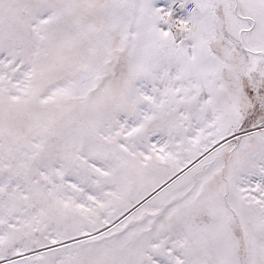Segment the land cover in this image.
<instances>
[{
	"label": "rangeland",
	"instance_id": "obj_1",
	"mask_svg": "<svg viewBox=\"0 0 264 264\" xmlns=\"http://www.w3.org/2000/svg\"><path fill=\"white\" fill-rule=\"evenodd\" d=\"M0 264H264V0H0Z\"/></svg>",
	"mask_w": 264,
	"mask_h": 264
},
{
	"label": "bare ground",
	"instance_id": "obj_2",
	"mask_svg": "<svg viewBox=\"0 0 264 264\" xmlns=\"http://www.w3.org/2000/svg\"><path fill=\"white\" fill-rule=\"evenodd\" d=\"M246 5V4H245ZM229 20H233V18H229ZM236 33H237V40H239V41H241V36H240V34H239V32H238V30H236ZM241 33V32H240ZM197 52H199V51H197ZM185 69L186 70H188V68L187 67H185Z\"/></svg>",
	"mask_w": 264,
	"mask_h": 264
},
{
	"label": "built area",
	"instance_id": "obj_3",
	"mask_svg": "<svg viewBox=\"0 0 264 264\" xmlns=\"http://www.w3.org/2000/svg\"><path fill=\"white\" fill-rule=\"evenodd\" d=\"M180 3H176L173 7L174 10H178L180 8Z\"/></svg>",
	"mask_w": 264,
	"mask_h": 264
}]
</instances>
